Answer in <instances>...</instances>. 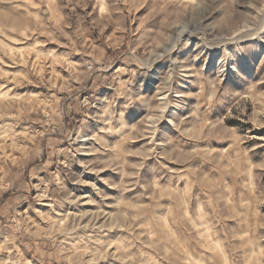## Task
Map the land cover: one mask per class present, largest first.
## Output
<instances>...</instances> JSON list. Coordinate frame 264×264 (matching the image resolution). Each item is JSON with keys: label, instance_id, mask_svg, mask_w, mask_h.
I'll return each instance as SVG.
<instances>
[{"label": "rangeland", "instance_id": "rangeland-1", "mask_svg": "<svg viewBox=\"0 0 264 264\" xmlns=\"http://www.w3.org/2000/svg\"><path fill=\"white\" fill-rule=\"evenodd\" d=\"M0 264H264V0H0Z\"/></svg>", "mask_w": 264, "mask_h": 264}]
</instances>
